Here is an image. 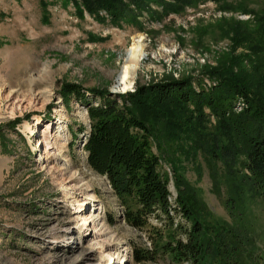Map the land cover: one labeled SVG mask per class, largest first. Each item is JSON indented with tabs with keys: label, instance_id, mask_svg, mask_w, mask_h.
Listing matches in <instances>:
<instances>
[{
	"label": "rangeland",
	"instance_id": "1",
	"mask_svg": "<svg viewBox=\"0 0 264 264\" xmlns=\"http://www.w3.org/2000/svg\"><path fill=\"white\" fill-rule=\"evenodd\" d=\"M175 5L165 10L151 4L152 13L144 11L129 24L116 23L103 9L91 13L83 0H0V264H189L161 248L170 240L164 221L152 217L143 229L126 222L108 180L88 164L87 107L62 96L65 83L79 84L87 101L99 106L104 99L93 89L115 96L191 78L199 91L216 84L210 71L254 82L264 76V61L238 44L241 35L264 28V0ZM139 34L146 56L134 70L133 87L122 91L119 77ZM242 108L238 103L235 110ZM153 123V151L172 203L179 178L190 185L205 226L215 230L210 237L221 234L215 244L237 246L232 263L264 264V200L242 167L244 157L226 164L225 157L194 148L189 137L164 142L165 121ZM217 123L210 115L209 136L218 132ZM172 213L173 229H191L181 212ZM175 234L185 239L182 231ZM134 251L149 252V258L136 262ZM117 254L123 263L113 262ZM226 259L209 255L204 261Z\"/></svg>",
	"mask_w": 264,
	"mask_h": 264
},
{
	"label": "trees",
	"instance_id": "2",
	"mask_svg": "<svg viewBox=\"0 0 264 264\" xmlns=\"http://www.w3.org/2000/svg\"><path fill=\"white\" fill-rule=\"evenodd\" d=\"M193 2L197 0H83L91 13L103 9L116 23L129 24L136 23L144 11L152 13L151 4L173 10L175 4ZM239 40L238 44L249 47L250 58L264 61V28L243 34ZM207 75L216 84L199 91L191 78L139 85L134 92L115 96L109 90L93 89L104 99L99 106L87 101L79 84L65 83L62 96L66 102L75 97L87 107L90 132L84 150L88 164L108 180L125 208L127 223L143 229L152 217L164 221L170 240L161 248L177 262L207 264L206 256L221 255L227 257L226 264H238L229 258L233 251L237 252V246L215 244L214 239H220L221 234L215 233L214 239L210 237L215 230L205 226L192 200L190 185L179 178L176 206L172 203L168 183L159 172L161 158L153 151V143L157 141L153 122L163 119L164 142L189 137L194 148L204 149L213 158L225 157L226 164H236L243 156L242 167L264 200V76L254 82L250 76L227 70L210 71ZM238 103L243 104L240 111L235 110ZM210 115L218 122L214 136L206 132ZM172 212H181L192 222L191 229H173ZM179 231L185 239L176 238ZM147 253L134 251L136 262L148 259Z\"/></svg>",
	"mask_w": 264,
	"mask_h": 264
},
{
	"label": "bare ground",
	"instance_id": "3",
	"mask_svg": "<svg viewBox=\"0 0 264 264\" xmlns=\"http://www.w3.org/2000/svg\"><path fill=\"white\" fill-rule=\"evenodd\" d=\"M146 45L144 44V38L141 34L136 35L133 37L132 45L130 48L129 56L127 57V61L125 62L123 66V72L121 74V81L123 82V90L127 91L133 87V79L132 75L134 74V70L138 67L140 62L145 59L146 56ZM30 83L36 82L35 76H30ZM29 81V80H28ZM51 129L49 128L40 138H42V141H45L50 133ZM113 262H120L123 263L124 260L122 259V256L120 254H117V256H114Z\"/></svg>",
	"mask_w": 264,
	"mask_h": 264
},
{
	"label": "water",
	"instance_id": "4",
	"mask_svg": "<svg viewBox=\"0 0 264 264\" xmlns=\"http://www.w3.org/2000/svg\"><path fill=\"white\" fill-rule=\"evenodd\" d=\"M120 77H121V75H120ZM120 77H119V78H120ZM120 84H123V82L121 81V79H120Z\"/></svg>",
	"mask_w": 264,
	"mask_h": 264
}]
</instances>
